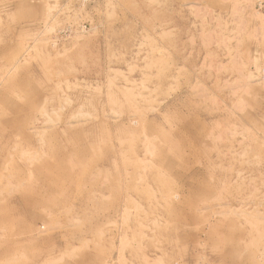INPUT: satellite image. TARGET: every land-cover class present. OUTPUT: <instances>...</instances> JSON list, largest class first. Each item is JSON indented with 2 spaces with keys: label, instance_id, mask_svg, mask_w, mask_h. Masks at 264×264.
Here are the masks:
<instances>
[{
  "label": "rangeland",
  "instance_id": "rangeland-1",
  "mask_svg": "<svg viewBox=\"0 0 264 264\" xmlns=\"http://www.w3.org/2000/svg\"><path fill=\"white\" fill-rule=\"evenodd\" d=\"M0 264H264V0H0Z\"/></svg>",
  "mask_w": 264,
  "mask_h": 264
},
{
  "label": "bare ground",
  "instance_id": "bare-ground-1",
  "mask_svg": "<svg viewBox=\"0 0 264 264\" xmlns=\"http://www.w3.org/2000/svg\"><path fill=\"white\" fill-rule=\"evenodd\" d=\"M2 133V132H1Z\"/></svg>",
  "mask_w": 264,
  "mask_h": 264
}]
</instances>
